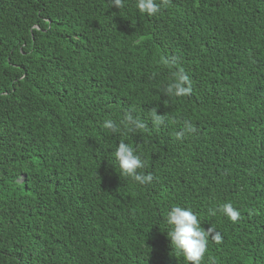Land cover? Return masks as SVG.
<instances>
[{
    "label": "trees",
    "instance_id": "16d2710c",
    "mask_svg": "<svg viewBox=\"0 0 264 264\" xmlns=\"http://www.w3.org/2000/svg\"><path fill=\"white\" fill-rule=\"evenodd\" d=\"M156 2L0 0V264H188L174 206L214 229L201 264H264V0ZM176 71L190 95H165Z\"/></svg>",
    "mask_w": 264,
    "mask_h": 264
},
{
    "label": "clouds",
    "instance_id": "9594fccd",
    "mask_svg": "<svg viewBox=\"0 0 264 264\" xmlns=\"http://www.w3.org/2000/svg\"><path fill=\"white\" fill-rule=\"evenodd\" d=\"M112 6L120 9L124 6V0H112ZM136 8L140 13L148 16H154L161 11V5L156 0H136ZM173 77L172 82L163 90L165 95L177 98L190 95L192 87L189 77L182 71L174 72ZM151 117L157 127L163 125L166 120L165 115H158L156 109L151 110ZM125 123L129 132L145 127L144 122L130 114L126 115ZM102 127L111 130L113 133L117 131V124L111 119L105 120ZM195 131V127L190 122L185 121L183 130L177 133V138ZM114 155L122 175L130 177L140 185H148L153 182L154 177L151 173H138L137 170L144 168L145 164L136 149L130 144L120 142L116 146ZM220 211L233 222L240 215L238 209L234 208L232 203H224L220 207ZM166 225L168 227L166 234L171 242L174 254L177 251L182 253L188 264H201L207 250L208 237L213 234L214 229L210 227L208 230H204L197 214L191 208L182 206H174L168 211ZM213 238L217 243L222 239L218 232L215 233Z\"/></svg>",
    "mask_w": 264,
    "mask_h": 264
}]
</instances>
